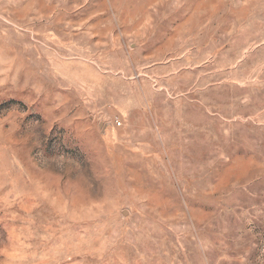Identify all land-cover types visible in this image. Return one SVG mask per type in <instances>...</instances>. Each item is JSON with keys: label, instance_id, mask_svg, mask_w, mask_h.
Listing matches in <instances>:
<instances>
[{"label": "rangeland", "instance_id": "1", "mask_svg": "<svg viewBox=\"0 0 264 264\" xmlns=\"http://www.w3.org/2000/svg\"><path fill=\"white\" fill-rule=\"evenodd\" d=\"M0 264H264V0H0Z\"/></svg>", "mask_w": 264, "mask_h": 264}, {"label": "built area", "instance_id": "2", "mask_svg": "<svg viewBox=\"0 0 264 264\" xmlns=\"http://www.w3.org/2000/svg\"><path fill=\"white\" fill-rule=\"evenodd\" d=\"M117 125H119V122H117Z\"/></svg>", "mask_w": 264, "mask_h": 264}]
</instances>
